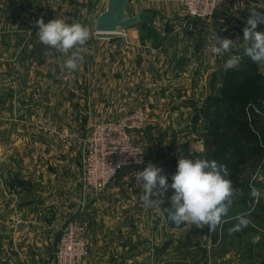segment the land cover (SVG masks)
Listing matches in <instances>:
<instances>
[{
  "label": "crops",
  "instance_id": "0c3cea01",
  "mask_svg": "<svg viewBox=\"0 0 264 264\" xmlns=\"http://www.w3.org/2000/svg\"><path fill=\"white\" fill-rule=\"evenodd\" d=\"M141 1L146 2V9L156 18L158 31L166 30L171 36L161 46L162 54L174 56L175 49L186 53L185 59L179 64L176 61L174 66L189 70L188 75L169 79L177 91L183 90L179 95L193 92V104L199 105L198 101L203 100L201 109H195V113H201L209 97L204 99L203 91L215 94L226 72V60L231 55H243V28L250 9L264 11V0H240L243 9H239V0H232L213 19L192 21L193 28L187 33L198 31L195 51L192 46L180 49L191 42L178 43V37L186 31L175 32L184 22L182 0H134L138 4ZM58 4L68 8L64 0H0V264H21L20 258L26 260L27 244L33 245L34 257L43 254L48 260L52 252L49 247L55 246L62 226L83 200L93 241L83 264H195L202 252L205 257L200 264H264V121L254 127L260 137L254 144L263 147V151L249 155L239 166L237 190L241 194L234 197L224 218L226 222L214 231L207 226H176L168 213V198L174 192L171 188L164 204L145 208L140 200L142 184L131 182L132 173L128 170L119 174L118 181L103 196L93 197L89 190L84 192L76 135L82 129L85 131L93 118L122 112L127 98L123 92L126 74L129 79L136 75L135 69L144 70L146 66L137 49L143 35L139 37L140 26L136 25L128 29L126 38L115 35L118 41H110L112 35L102 40L92 37L89 58L83 59L78 70L70 71L64 67L66 57L40 43L36 35L39 29L34 22L41 17L45 23L58 18L69 24L79 22V15H74L73 10L66 14ZM257 31L264 32V24H258ZM213 32L221 39L239 40L230 52L215 55L211 51L215 43L211 39ZM191 51L194 55L187 58ZM258 68L264 77V67ZM185 103V98L178 102L175 114L190 121L193 111ZM253 108L261 111L264 118V110ZM40 112L56 117L53 126L58 136L70 130L72 133L56 138L50 158L40 154L27 156V147L33 140L23 134V129L29 130L23 120L26 114ZM193 128L208 130L206 123L198 127L194 124ZM188 140L185 158L197 159L199 153L205 154V139ZM178 142L175 139L170 149ZM170 157L169 153L156 156L152 163L163 169L169 184L179 159H175V166V161L168 162ZM50 161L57 166H53L54 170L47 169ZM253 186L262 193L258 203L250 196ZM241 213H249L251 223L240 231H230L237 223L234 218ZM37 261L39 264L42 259Z\"/></svg>",
  "mask_w": 264,
  "mask_h": 264
},
{
  "label": "built area",
  "instance_id": "2783aa9c",
  "mask_svg": "<svg viewBox=\"0 0 264 264\" xmlns=\"http://www.w3.org/2000/svg\"><path fill=\"white\" fill-rule=\"evenodd\" d=\"M228 2L229 0H182L181 16L184 17V22L181 24L182 26L175 29V32L185 30L184 35H188L187 32L193 28L192 21L204 22L212 19L218 11L227 7ZM146 7V2L141 1L138 4L134 0L128 5L129 10L133 13L146 9ZM80 17L82 15H79ZM127 29L129 28L121 29L117 33L94 32L96 35L93 37L98 36L102 40L108 38L107 34H115L126 38L128 36ZM169 37L171 36L169 35ZM160 46L147 42L141 43L137 48L139 57L148 62V66L144 62L146 64L144 70L135 69L136 75L129 79V75L126 74L127 84L123 92L127 98L124 101L122 112L115 117L93 118L87 131L79 133L77 144L81 150V182L84 192L89 190L93 197L103 196L108 187L118 181L119 174L124 170L132 173L131 182L142 184L136 180V175L139 171H143L149 163H153L155 157L146 151L139 135L144 134L145 129L149 128L151 119L162 124L164 115L167 117L168 114H175V109L172 107L175 98L178 97L182 100L185 98L187 105L194 101L192 91L179 95V91L183 90L177 91L170 79L168 83H164L167 78L162 79L163 71L168 75V78L177 77L180 79L187 76L189 70L185 72L177 69L174 73H169L168 67L162 68L158 64L162 54ZM158 70L162 75L161 81L156 80ZM159 85H163V87L159 88ZM152 86L160 89V92L153 89ZM180 99L178 100L180 101ZM183 122L189 128H193L191 120L187 121L183 118ZM202 130V134L207 131ZM199 132L195 130V133ZM153 135L158 136L155 132ZM189 136L183 139L184 142L179 141L176 147L165 149L171 156L168 162L175 161L181 153L187 154L185 153V143L190 138ZM155 143L159 144L156 139ZM159 145L164 147L161 143ZM119 162H124V164L117 168L113 174V168ZM85 206L86 202L83 200L76 208L77 213L73 215L74 217H70L62 229L55 253L58 264H83L89 255L93 242L88 231V224L82 215L85 212Z\"/></svg>",
  "mask_w": 264,
  "mask_h": 264
},
{
  "label": "clouds",
  "instance_id": "9594fccd",
  "mask_svg": "<svg viewBox=\"0 0 264 264\" xmlns=\"http://www.w3.org/2000/svg\"><path fill=\"white\" fill-rule=\"evenodd\" d=\"M261 6L264 7V3ZM34 23L39 29L36 33L38 41L63 54L66 57V69L78 70L86 52L85 45L91 38L90 28L79 22L69 24L60 18L45 23L41 17ZM258 24H264V11L250 9V16L243 28L242 47L245 56L264 67V32L257 31ZM29 33L31 34L30 31ZM211 39L215 41L212 53L223 55L233 49L239 37L236 40L221 39L213 32ZM240 60V55H231L224 64L225 70L236 68ZM123 164L124 162L117 163L113 174ZM162 172V168L149 163L143 171L137 173L136 180L142 183L143 188L140 200L145 208L160 207L165 203L164 197L168 190H174L168 198L171 204L168 213L169 219L176 226L188 224L198 229L207 226L210 231H214L226 222L224 218L228 216L234 197L241 194L233 188L232 180L227 178L230 175L227 166L218 164L215 160L185 158L181 153L171 184ZM261 195L259 189L251 187L250 196L257 203ZM249 215L241 213L236 216L234 219L237 223L230 231H240L247 227L251 223Z\"/></svg>",
  "mask_w": 264,
  "mask_h": 264
},
{
  "label": "rangeland",
  "instance_id": "374dc122",
  "mask_svg": "<svg viewBox=\"0 0 264 264\" xmlns=\"http://www.w3.org/2000/svg\"><path fill=\"white\" fill-rule=\"evenodd\" d=\"M38 1L39 0H37L36 2H38ZM61 1H63V0H61ZM64 1L68 3L67 4L68 8L66 9L65 8L66 6H64L62 4H58L59 7H64L66 14L68 13V10H73V12L72 11L71 12L74 15L75 14L76 15H82V17L79 18V22L81 24H83V25L88 26L90 28V30H91V38L87 41V44L85 45L86 52H84V54H83L84 55V59H88L89 57H87V55H88V52H89L88 51L89 50V46L91 44L93 35H96L94 33V32H96L95 28H94V24L96 22V19L100 15V13L103 12L104 9L106 8L108 0H64ZM230 1H232V0H229L228 4L230 3ZM228 4H227V6H228ZM239 9H243V7L240 4V0H239ZM244 10H245V8H244ZM240 11H243V10H240ZM139 26H140V28H139V33L138 34H139V37L141 36V38H142V35H143V38L141 39V41L144 44L147 43V42H151V43H154L156 45L163 46V45H166L168 43V40L170 38L169 34L166 32V30L164 32H159L158 31V30H160V28L157 27L156 18H155L154 21H152V24H150V23H141V24H139ZM197 33H198V31H196V33H192L190 35L179 36L178 37V43L181 42V44H182V43L187 42V41L191 42L189 45H187L185 47H182L180 49H188L189 46H192L191 48H193V51H195L197 43L199 42V38H198L199 35ZM110 35L111 34H107L106 37H111ZM112 36L114 38L110 39V41H118L119 40V38H117V36H115V34H113ZM118 36H120V35H118ZM95 39H99L98 36L97 37L95 36ZM96 48H97L96 49V53H98V48L99 47H96ZM166 48L168 50H171V49L168 48V45L166 46ZM177 51L178 50H176V49L174 51V56L175 57L173 55H171L172 57L170 55L167 56L166 52L165 53L163 52V54H161V56L159 57L158 64L161 65L162 68H167L168 67L169 68V70H168L169 73H170L171 70H172V73H174V71L177 70V68L174 66V65H176V61H177V64H179L181 61H183L185 59V58H183V56L186 55V53H183V51H179V52H177ZM193 51H191L190 56L188 55L187 58H190L191 55H194ZM240 57H241L240 63H244V61H246L249 58V57L247 58V56H245L244 54L243 55L241 54ZM145 59H147V58L145 57ZM254 65L256 67V70H258L260 75H262V72L258 68V65L257 64H254ZM86 67H83V72H85L87 70ZM163 75L164 76H162L161 74L157 75L156 76V80L161 81L160 77L162 76L163 78H167V81L164 82V83H168V80H169L168 75L164 74V71H163ZM84 84L87 85L88 81L84 82ZM222 85H223V82H222L221 86ZM152 87H153V89H156L155 86H152ZM161 87H163V85H159V88H161ZM156 90H158L160 92V89H156ZM176 90H178V89H176ZM211 95H214V93L212 91L211 92L203 91L202 97H204V99H205L206 97H208V96L210 97ZM178 99H180V98H178V97L175 98V103L172 105V107L174 109H176V106L178 104L176 101H179ZM181 100L182 99H180V101ZM200 101H198L199 105L197 104V102L195 104H193L194 102H192V104L187 105L188 107L191 108V112L193 111V113L191 114L190 120L191 121L193 120V125L192 126H194V124H195L197 127L198 126H203L206 123V126L208 127V130H209L211 128L210 125H209L210 124L209 123V117L211 116V118L213 119L214 115H208L207 112L203 113V111H202L201 113H199L198 118L195 119V117H196L195 109H198V108L201 109V104H204V103H202L203 100H200ZM256 104L257 105H254V103L253 104L248 103L246 105V107L248 108V111H250L251 110L250 108H253L254 106H256L259 109L258 103H256ZM211 108H212V105H211ZM210 109L208 111H210ZM41 113L42 112H40V114L39 113H29L28 115L26 114L25 119L23 121L25 122V125H27L29 127L28 128L29 130H26L27 129V127H26V129H23L22 131L24 132L23 133L24 135L25 134L27 135V138L31 137L32 140H33V142H32L33 144H31V146L27 147V156H29L31 154H36V155L40 154V155L47 156L48 158H50L51 157L50 156L51 155V151L53 149L52 143L54 142V144H55V142L57 140L56 138L57 137H62L63 138L65 136H67V135L70 136V135H72V133H71V130L68 133L67 132L66 133H62L60 131L61 132V134H60L61 136L60 135L58 136L57 133L55 132V128L53 126L54 123H55L54 121H55L56 117L54 115H52V113H50L49 115L48 114L46 115V114H43V113L41 114ZM254 113H256L257 116L258 115L262 116V112L261 111H259V112L255 111ZM113 116L114 117L118 116V114H114ZM163 117L164 118H162V124L160 122H158V123L154 122V120L151 119L150 120L151 122L149 121V125H148L149 128L145 129L144 134L139 135L140 136V141H142L144 143V145H145L144 147H145L146 151L151 153V154H153L155 157L156 156H160V155L166 156L167 155V151L165 149H170L172 146H174L175 145V139H178L179 141H183L184 142L183 139L188 137L189 135H190L189 136L190 139H195V138L205 139V136H204L205 134H202L203 130H200V133H195V128H189L183 122L184 116L182 117L181 114H179V113L178 114H172V115L168 114L167 117H166V115H164ZM249 119H250V124L251 123L253 124L254 120L251 119V117H249ZM216 124H217L216 126H214V125L212 126L213 127L212 129H215L218 126V123H216ZM155 129H157V131H154ZM219 130H220V127H219L218 131ZM82 131H84V130L82 129ZM86 131H87V129H86ZM154 132L158 136H154L153 135ZM212 132H211V134L213 135L214 131H212ZM78 137H79V133H77V135H76V138H78ZM155 139H156V142H159V144L161 143L162 145H164V147L160 146L159 144H156L155 143ZM188 141H190V140H188ZM77 149L78 148H76V150ZM186 153H188V152H186ZM196 153H198V152H196ZM175 163H176L175 166H177V162L176 161H175ZM53 166L55 168L57 167L56 165H54L53 162L50 161V162H48L47 169L48 170H54ZM76 213H77V210H75V213L73 215H75ZM84 214L85 213L83 212L82 215H83V218L85 219V215ZM72 216H70V217H72ZM70 217L66 220V222L70 219ZM66 222L64 223V225L62 226V228L60 230V235L62 233V229L65 226ZM58 239H57V241H55V246L54 247H49V250L52 249V252H51V256L48 258V260H47V258H45L43 256V254H39V255H37V257H34V255H33L34 253L33 252L35 250L33 249V245L32 244H27V246H28V248L26 250L27 251V254H26L27 256L25 257V259L27 260V264H38L37 260H41V259H42V262L39 261V264H47V263H49V264H58V260L56 259V254H55L56 253V247H57ZM49 245H51V243H49ZM9 253L12 254V250ZM20 259L22 261L21 264H24V261L26 262V260H24L23 258H20Z\"/></svg>",
  "mask_w": 264,
  "mask_h": 264
},
{
  "label": "trees",
  "instance_id": "16d2710c",
  "mask_svg": "<svg viewBox=\"0 0 264 264\" xmlns=\"http://www.w3.org/2000/svg\"><path fill=\"white\" fill-rule=\"evenodd\" d=\"M254 64L256 63L248 58L236 68L226 70L222 79L223 85L214 95L208 97L206 106L202 109L203 113L214 115V118L209 117L211 128L205 134L206 152L199 153L198 157L218 159L217 163L226 165L227 168L229 166L230 175L227 178L232 180L234 189L239 186V166L249 155L263 151V147L259 148V145L254 144L260 139L254 127L260 126L264 118L257 116L254 108H250V112L246 107L248 103L254 102L264 110V77ZM199 113H196L195 119ZM249 117L254 120L252 125ZM216 123L218 126L212 129ZM187 149L185 148V153Z\"/></svg>",
  "mask_w": 264,
  "mask_h": 264
},
{
  "label": "water",
  "instance_id": "95a60500",
  "mask_svg": "<svg viewBox=\"0 0 264 264\" xmlns=\"http://www.w3.org/2000/svg\"><path fill=\"white\" fill-rule=\"evenodd\" d=\"M37 1V0H34ZM132 0H108L107 6L100 13L94 24L98 33H117L121 29L131 28L141 23H150L154 20V15L150 10L142 9L137 13L129 10L128 5ZM203 245L207 246V240ZM205 257V252L195 260V264H200Z\"/></svg>",
  "mask_w": 264,
  "mask_h": 264
}]
</instances>
